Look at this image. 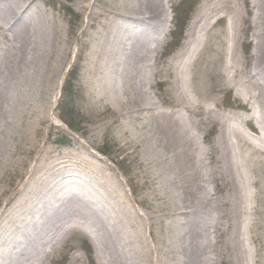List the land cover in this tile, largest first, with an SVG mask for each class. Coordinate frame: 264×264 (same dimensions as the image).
Wrapping results in <instances>:
<instances>
[{"label":"rangeland","instance_id":"obj_1","mask_svg":"<svg viewBox=\"0 0 264 264\" xmlns=\"http://www.w3.org/2000/svg\"><path fill=\"white\" fill-rule=\"evenodd\" d=\"M76 1L80 0H68L67 4L71 5ZM209 1L211 0H177L173 9L169 10L172 22L169 23L170 34L167 35L165 45L158 46V51L163 58H170L180 50L186 42L188 28L194 26L202 5ZM63 2L64 0H47L45 8L55 19L61 15L67 27L69 24L70 27L77 28L79 21L86 18L65 8L62 5ZM104 2L105 0H101V8H104ZM92 3H95V0H91L90 4ZM229 6L230 8L224 7L220 15L215 16V13H212L198 25L201 27L199 32L202 46L198 47L196 54L200 53L198 57H195L194 66L197 72L201 73L204 70L208 71L210 75L206 77L209 87L205 89V83L203 87L200 83V90L195 88L196 92L189 96L193 106L192 113L185 112L181 102L178 106L172 107L167 106L164 101L161 102L162 98L166 97V92L168 93L162 86L157 87L156 90H147L148 98L143 102H138L136 96L135 98L128 96L120 90H110V94H106L105 91L81 89L79 82L81 69L77 68V64L81 66L87 61L80 60L81 64L78 63L76 58L78 48L75 42L78 41L80 33L78 30L75 32V38L69 45L70 54L67 53L66 56V59H69V64L60 80L61 87L57 90H48L44 101L37 97V91L31 93L29 115L34 113L36 116L45 118L38 125L39 129L35 126L37 124L35 118H28V116L24 118V125H27L34 133L33 138H28L21 144L19 143L21 139L15 143L0 140V214L5 208L9 211L12 205L23 198L25 194L23 192L31 188L32 196L29 195L30 197L25 199V206L30 212L36 213L37 222L38 219L43 221L42 218L46 214L44 222L50 224L48 231L46 230L40 236L43 246L37 249L36 247L31 248L28 255L36 257L37 251L49 250L50 246L47 243L53 238H56V241L59 240L61 244V238L69 235L70 232L75 237L69 240L68 248L62 250L64 253L55 256L56 261L52 264H110L103 255H97V241L92 238L96 231L94 225L97 218L95 213L92 214L88 211L91 209L97 214L99 211L104 212L105 214L102 212L100 214L105 215L104 218L111 221L112 224L108 227L111 230H121L124 226L123 223L127 221L123 216V214H127L126 210L133 223H135V219L138 220L141 214L150 218L146 227L150 224H157L158 228L162 224L165 228L164 237L162 235L165 245L161 243L160 232L159 239L151 240L149 231L146 234L137 228L140 238L146 243L145 249L153 248V259L156 264H183L179 259L182 257L178 258L181 254L179 255L178 246L180 244L177 239L178 237L183 239L188 225L191 227L193 224L191 223L192 219L199 228L198 230L202 232L203 242L206 243L202 247L200 264H217V261L221 259L228 260L230 262L228 264H241L235 253L238 241L236 242L235 235L232 233L235 225L234 209L228 203L232 189L225 185L229 179L226 171L227 142H222L218 136L221 120L224 118H226L227 124L229 121L232 127L237 130L238 126L235 123L239 121L240 117L244 118V113H251L249 107L253 108L255 112L257 111L258 101H254V99H257L261 92L264 93V87L257 85L259 75L253 74L254 61H251L250 64L247 63L249 52L252 50L247 45V36L243 35L237 43L228 47L229 49L225 46V43H230L229 34L235 32V30H231L232 32L230 31L228 34L231 29L230 20L234 15L231 10L232 4ZM120 9L129 11L125 5ZM219 16L225 17V22L216 24ZM134 35L135 33H128L126 38L134 39L136 38ZM7 44L5 39L0 38V57H3V51L8 47ZM213 44H216L214 47L217 49L213 55L218 52L222 59L215 63H209L208 61H211L209 60L210 47ZM87 56L84 54L83 59ZM240 57L244 58L241 64ZM147 75L150 76V72ZM215 83L219 88L215 87L211 90L210 87ZM10 91L12 94L20 92V90ZM91 94H94L95 97H91ZM169 94L170 92L168 93L170 99ZM115 97L118 98L116 101ZM248 101L250 102L248 103ZM91 103L92 106L89 107L88 104ZM152 105L157 106L156 112L159 114L157 119L152 116L155 111L150 108ZM139 108L147 110H141L138 116ZM14 116L20 128L23 129L22 111L15 110ZM175 117L185 125L180 128V131L183 132L186 128L184 137H181L190 147L189 151L195 158L193 170L197 167L200 170V175L195 177L196 171H194L192 176L197 183V191L206 195H201V200L191 205H188L189 203L184 200L182 193L179 194L173 190L174 187L167 191V187L161 188L160 176L163 177V174L159 177L156 176L157 179L150 183L151 188L148 190L144 188L134 190L133 186L129 187L127 182V178L131 181L134 173L141 168L146 169L150 175L164 172L163 169L159 171L152 164L154 153L149 149V141L140 139V131L147 128L153 129L160 137L162 136L165 145L168 146L169 141L163 133V125L168 119H176ZM132 118L138 121L130 124L127 131L124 127L125 123L121 122ZM205 118L212 121L208 125L197 123ZM185 119L187 123H185ZM263 121L264 118L256 114L253 121L249 123L248 129L253 132L257 131L255 127H263ZM23 137L26 138L27 135L24 134ZM23 137L21 138L23 139ZM123 139L133 147L136 146L137 152L134 153L132 147L125 145L122 142ZM233 141L232 144L235 145L233 148L234 159L236 157L240 165L242 164L243 172H246L245 160L241 157L244 154L243 150L246 151L245 154L249 156L250 160L255 158L260 166L255 172L251 170L254 173L250 175L252 179L257 177L255 185L249 181L251 193L260 195L257 199L259 203L257 202L256 208L247 209V219L251 227L249 236L255 262L257 264L261 259L262 262L259 264H264V202L259 201V197L264 195V145L247 139V142H243L241 151L236 138H233ZM165 148H162L159 154L166 157L167 161H172L173 153L171 154ZM127 152L128 157H126ZM256 152L259 153L256 154ZM251 154L253 155L251 156ZM95 168L105 173L116 185V198L118 197L116 205L121 213L109 211L106 208L105 204L111 203L113 200L111 195L105 191L107 186L99 182L98 179L101 176ZM175 168L177 169L176 165ZM213 177L221 178L224 186L220 187L215 184ZM200 179L204 181V185L201 184ZM138 180L135 175L133 183ZM40 181H43L44 184L39 185ZM83 190H85V195L83 193L79 195V191ZM151 192L155 194L152 198L149 197ZM172 194H176L174 198L177 201L171 197ZM92 195L97 199L98 207L91 203ZM207 196H211V199H205ZM134 198L146 199V202L142 203L143 208L133 201ZM66 202H69V207ZM99 203L104 209L99 207ZM186 212L188 214L184 215ZM24 225L25 223L21 224V227ZM74 226L81 228L76 235L73 234ZM124 227L127 228V226ZM183 227L186 230H183ZM23 228L26 229L25 226ZM60 228L61 230H59ZM129 228L132 232L133 228L131 226ZM176 228L179 229L176 230ZM33 235L35 236H31V240L36 237V234ZM220 235L226 238L224 248L221 244H217V240L221 239ZM244 235H248V233ZM174 241L175 246L177 243V249H172ZM168 245L170 246V256Z\"/></svg>","mask_w":264,"mask_h":264},{"label":"bare ground","instance_id":"obj_2","mask_svg":"<svg viewBox=\"0 0 264 264\" xmlns=\"http://www.w3.org/2000/svg\"><path fill=\"white\" fill-rule=\"evenodd\" d=\"M67 1L64 0L62 4L65 8L82 18H86L79 21L77 28H72L69 24L67 27L61 15L55 19L50 11L45 8L47 0H0V38L8 42V47L3 51V57H0L1 141L15 143L21 139L19 142L21 144L26 142L28 138H33L34 133L27 125H24V118L27 116L28 118H35L36 128L45 118L36 116L34 113L29 115L31 93L37 91V97L44 101L48 90H57L61 87L62 83L60 80L69 64V59H66L67 53L70 54L69 45L71 40L75 38L77 30L80 35L78 41L75 42L78 48L76 58L78 63L80 60L87 61L84 64L79 63L81 66L77 64V68L81 69L79 79L81 89L95 90L97 92L98 90L105 91L106 94H110V90H120L128 96L134 98L136 96L138 102H143L147 101V90H156L157 87L162 86L164 90H167L168 93L170 92V99L166 92V97L162 98L161 96L163 99L161 102L164 101L169 107L178 106L181 102L184 111L192 113L193 106L189 96L196 92L195 88L200 90L204 83V88H208L209 84L206 77L210 75L208 71L204 70H200L201 73L197 72L194 66L195 57H198L200 53L196 54L198 47L202 46L199 32L201 27H198V25L212 13H215V16L220 15L224 7L230 8L229 5L232 4L231 10H233L234 15L230 20L231 29L228 34L231 30H235V32L231 31L232 34H229L230 43H225V46L229 49L228 47H232L243 35L247 36V45L252 49L249 52L247 63L250 64L251 61H254L253 74L259 75L257 85L264 87V0H211L205 2L197 16V22L187 30L185 45L183 44L180 50L170 58H163L158 51V46H164L167 35L170 34L169 23L172 22L169 10L173 9L177 0H105L103 3L105 4L103 5L104 8L100 7L101 0H95V3L92 4H90L91 0H80L71 5H68ZM123 5L127 7L128 12L120 9ZM222 22H225V17L219 16L216 24ZM128 33H135L134 36L136 38L127 39L126 34ZM214 46L216 47V44L210 47L211 56L209 60L211 61H208L209 63H215L222 59L218 52L213 55L217 51ZM84 54L88 55L85 59H83ZM90 61H92L91 64H89ZM243 61L244 58L240 57V64ZM149 72L150 76L147 75ZM33 83L34 86L32 87ZM200 83L201 87H199ZM215 87L219 88L217 83L210 88L212 90ZM10 90H20V92L19 94L13 92L12 94ZM90 96L92 97L94 94ZM117 97H115V101L118 99ZM254 101H258L257 111L255 112L252 109L254 116L252 113L245 116L246 124L253 121L256 114L264 118V93L261 92ZM88 105L90 107L92 103ZM156 107L154 105L150 106L151 109H155L152 115L155 119L159 115L156 112ZM145 109L139 108L137 115L139 116V112ZM15 110L23 113V129L18 125L15 116L13 117ZM135 118L121 122L125 123L124 127L127 131L130 124L138 121ZM211 121L205 118L199 121L201 124L197 123L199 125H208ZM185 123H187L186 119ZM184 126V123L177 118L168 119L164 123L163 133L171 144L168 143V146L165 145L162 136L160 137L153 129L147 128L140 131V139L149 141V149L154 153L152 164L159 171L163 169L164 172L150 175L146 169L140 167L141 169L134 173L131 181L127 178L129 187L133 186L134 190H138V188L148 190L151 188L150 183L157 179L156 176L159 177L163 174V177L160 176L161 188L167 187V191L174 187L173 190L176 193L183 194L184 200L189 203L188 205L200 201L201 195L206 196L205 193L201 194L197 191V183L192 178L194 171H196L195 177H197L200 175V170L198 167L193 170V160L195 158L189 151L190 147L182 139L186 133V128L184 132L180 131V128ZM34 132L37 133V131ZM24 134L27 135L26 138L23 137ZM218 137L222 142H227L226 171L229 179L225 185L232 189L228 203L234 209L233 218L235 225L232 233L235 235L236 242L238 241L235 249L237 256L235 253L234 256L238 258L241 264H256L251 249V237L249 236L251 227L247 219V209L257 207V199L260 195L254 192L251 193L249 181H251L252 185H255V178L257 177L255 176L252 179L250 175L254 173L251 170L255 172L260 166L255 158L250 160L249 156L245 154L246 151L243 150V142H247L245 134L238 129H234L229 121L227 124L226 118L221 120ZM233 138H236L239 150H243L244 154L241 157L245 160L246 172L242 171L243 166L242 164L240 165L237 158L235 157L234 159L235 151L233 152V148L235 145L232 144L234 143ZM122 142L132 147L134 153L137 152L136 146L133 147L125 139ZM250 145L252 146V144ZM162 148L170 151L171 154L173 153L172 161H167L166 157H162L159 154ZM128 155L127 152L126 157ZM143 166L145 167V165ZM248 169L250 170L248 171ZM95 170L101 176L98 179L99 182L107 186L105 191L111 195L113 200L111 203L107 202L105 204L106 208L109 211L120 212L116 205L118 201V197L116 198V185L98 168H95ZM135 175L139 180L133 183ZM200 181L204 185V181L201 179ZM214 181L218 186H224L221 178H214ZM42 184L44 182L40 181L39 185ZM3 189L4 187L1 192ZM31 191H33L31 188L25 190L22 199L12 205L9 211L5 208L0 214V264H52L56 261L55 256L62 253L64 248L67 249L69 240L75 237L69 232V235L61 238V244L59 240L56 241V238H53L52 241L47 243L50 246L49 250L37 251L36 257L28 255L31 248L36 247L37 249L43 246L40 236L46 230L48 231L50 226L49 223L44 222L46 214L42 218L43 221L38 219L42 222H37L36 213L30 212L25 206V199L32 196ZM152 192L149 194L150 198L155 196ZM171 197L174 201H177L174 198L176 194H172ZM205 199H211V196H207ZM261 200L264 202V195L261 198L259 197V201ZM133 201L143 208L142 203L146 202V199L134 198ZM66 203L69 207V202ZM111 205L113 206L111 207ZM208 206L210 207V204ZM99 207L104 209L101 203H99ZM88 212L95 213L97 218L94 225L96 231L92 237L97 241V255H103L104 259L110 264H156L153 259V248L145 249L147 247L146 243L140 238L137 228L146 234L149 231V239L151 240L159 239L160 232L161 243L164 244L163 233L165 228L162 224L159 226L160 228H157V224H150V226L146 227L150 218L141 214L138 220L135 219V223H133L129 213L125 210L127 214H123V216L127 221L123 225L127 226L128 229L123 226L121 230H111L108 227V225H112L111 221H107L104 218L105 215L102 216L100 214L102 211L97 214L90 209ZM186 214L188 212L184 213V215ZM193 221L194 219L191 222L193 224H191V227L188 225L187 230L183 227V230H186L183 236L185 240L183 241L179 237L177 239L180 244L178 246L179 255L181 254L178 258L182 257L179 259L183 264H200L202 247L206 245L202 239V232L198 230L199 228ZM17 222L21 223L16 224ZM23 223H25L26 229L23 228L24 226L21 227ZM130 226L133 228L132 232L130 231ZM178 229L176 228V230ZM80 230L81 228L74 226L73 231L75 232L73 234L76 235ZM123 231L125 232L124 234L122 233ZM247 233L248 235H244ZM33 234H36V237L31 240V236H35ZM219 237L221 239L217 240V244H221L224 248L226 238L223 235ZM173 244L172 249H177V243L176 246L175 241ZM169 248L170 246L168 245L170 256ZM260 262H262L261 259L257 264ZM228 263L230 262L226 259L217 261V264Z\"/></svg>","mask_w":264,"mask_h":264}]
</instances>
